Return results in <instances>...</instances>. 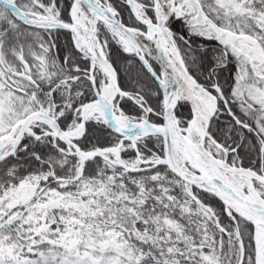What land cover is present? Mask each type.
<instances>
[{
	"label": "snow or ice",
	"instance_id": "obj_1",
	"mask_svg": "<svg viewBox=\"0 0 264 264\" xmlns=\"http://www.w3.org/2000/svg\"><path fill=\"white\" fill-rule=\"evenodd\" d=\"M0 264H264V0H0Z\"/></svg>",
	"mask_w": 264,
	"mask_h": 264
}]
</instances>
